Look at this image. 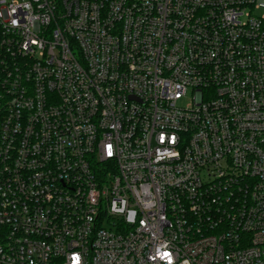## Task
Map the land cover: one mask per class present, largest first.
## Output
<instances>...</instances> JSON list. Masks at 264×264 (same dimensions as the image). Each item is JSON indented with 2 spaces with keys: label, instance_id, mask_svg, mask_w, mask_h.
I'll return each instance as SVG.
<instances>
[{
  "label": "built area",
  "instance_id": "obj_1",
  "mask_svg": "<svg viewBox=\"0 0 264 264\" xmlns=\"http://www.w3.org/2000/svg\"><path fill=\"white\" fill-rule=\"evenodd\" d=\"M0 264H264V0H0Z\"/></svg>",
  "mask_w": 264,
  "mask_h": 264
}]
</instances>
